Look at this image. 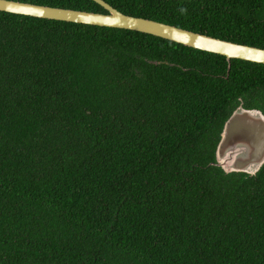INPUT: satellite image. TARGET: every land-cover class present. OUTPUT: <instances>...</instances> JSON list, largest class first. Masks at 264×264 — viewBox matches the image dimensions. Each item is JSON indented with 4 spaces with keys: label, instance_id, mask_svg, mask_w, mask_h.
Instances as JSON below:
<instances>
[{
    "label": "trees",
    "instance_id": "16d2710c",
    "mask_svg": "<svg viewBox=\"0 0 264 264\" xmlns=\"http://www.w3.org/2000/svg\"><path fill=\"white\" fill-rule=\"evenodd\" d=\"M104 1L264 49V0ZM239 105L264 115V65L0 12V264H264V165L214 164Z\"/></svg>",
    "mask_w": 264,
    "mask_h": 264
},
{
    "label": "water",
    "instance_id": "95a60500",
    "mask_svg": "<svg viewBox=\"0 0 264 264\" xmlns=\"http://www.w3.org/2000/svg\"><path fill=\"white\" fill-rule=\"evenodd\" d=\"M106 13L0 0V12L90 26L116 28L158 37L231 60L264 65V49L217 39L157 21L125 15L104 0H91ZM215 165L225 174L255 175L264 165V115L239 105L225 121L214 149Z\"/></svg>",
    "mask_w": 264,
    "mask_h": 264
}]
</instances>
